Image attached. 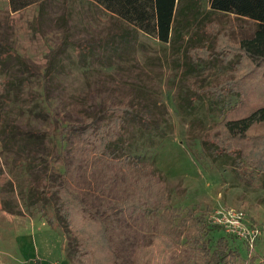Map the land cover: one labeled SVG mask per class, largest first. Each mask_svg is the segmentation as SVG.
Returning a JSON list of instances; mask_svg holds the SVG:
<instances>
[{
    "label": "rangeland",
    "instance_id": "rangeland-1",
    "mask_svg": "<svg viewBox=\"0 0 264 264\" xmlns=\"http://www.w3.org/2000/svg\"><path fill=\"white\" fill-rule=\"evenodd\" d=\"M209 21L231 43L250 35L246 21L212 12L207 0H177L167 44L89 0H42L15 13L0 0V83L11 94L3 93L0 103V264H76L70 257L74 234L61 227L51 198L41 196L61 181L65 166L78 164L67 176L73 193L88 205L113 204L100 186V158L67 127L120 103L132 116L120 127L117 138L125 144L118 147L157 169L165 204L120 219L115 235L124 259L194 264L193 215L210 228L203 238L210 251L223 237L241 264H264V173L204 146L210 134L224 138L216 124L238 101L205 96L206 88L231 81L225 64L208 57V66H192L184 56ZM250 102L243 106L256 108L258 102ZM263 133L264 123L251 131ZM228 213L241 214L247 229L257 227L251 247L212 222Z\"/></svg>",
    "mask_w": 264,
    "mask_h": 264
},
{
    "label": "trees",
    "instance_id": "trees-1",
    "mask_svg": "<svg viewBox=\"0 0 264 264\" xmlns=\"http://www.w3.org/2000/svg\"><path fill=\"white\" fill-rule=\"evenodd\" d=\"M41 1L7 0V5L9 11L15 13ZM89 1L161 44H167L170 40L177 0ZM207 3L212 12L232 15L236 20L246 21L250 26V35L231 43L221 37L222 31L216 33L213 23L209 21L198 29V41L183 52L192 66L196 63L208 66L211 60L209 58H216L225 64L226 72L232 77L230 82L206 88L205 96L218 102L226 101L230 95L238 100L228 107L232 106L216 124V128L225 134L224 138L218 139L217 134H210L204 141L205 149L215 156H235V160L244 161L259 173H264V133L251 134L253 128L264 123V0H207ZM210 40L211 46L207 43ZM205 57L207 58L204 59ZM249 85H253L255 90L250 91ZM3 93L11 95L2 82L0 103ZM252 100L258 102L256 108L249 109V104L243 106V103H251ZM228 114L236 117L228 118ZM104 116L106 122H99ZM128 116H132L128 105H108L103 113L84 117L81 122L67 127L82 148L100 158V186L114 199L112 205L93 206L74 194L66 182L67 176L76 172L78 164L65 166L60 175L61 181L42 194L41 197L51 198L61 227L74 234L70 243L72 263L133 264L127 258L124 259L121 248L116 244L119 237L115 233L120 228V219L125 214L132 218L145 212L146 206L162 209L165 205L162 201V177L157 169L145 163L146 158L129 154L128 147H118L124 141L117 138L120 127ZM65 128L66 126L63 127ZM117 156L120 157L116 158ZM110 167L115 172H111ZM164 217L165 215L161 216ZM188 220L194 232L190 248L197 251L196 256L192 257L194 264H241L238 254L228 247L223 237H219L214 248L209 250L208 241L203 238L210 228L205 227L201 217L193 218L191 215ZM44 222L52 226L50 217L45 218Z\"/></svg>",
    "mask_w": 264,
    "mask_h": 264
},
{
    "label": "built area",
    "instance_id": "built-area-1",
    "mask_svg": "<svg viewBox=\"0 0 264 264\" xmlns=\"http://www.w3.org/2000/svg\"><path fill=\"white\" fill-rule=\"evenodd\" d=\"M219 218L220 220L217 221L213 219L212 222H216L215 224L219 226L226 227V231H231L234 237L247 242L250 247L252 243L254 244L255 238L259 236L257 227L247 229L242 226L240 222L241 214L228 213L226 215H221Z\"/></svg>",
    "mask_w": 264,
    "mask_h": 264
}]
</instances>
